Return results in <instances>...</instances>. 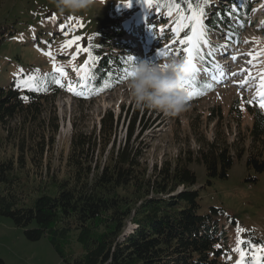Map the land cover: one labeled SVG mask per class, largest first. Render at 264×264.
Segmentation results:
<instances>
[{"label":"trees","instance_id":"16d2710c","mask_svg":"<svg viewBox=\"0 0 264 264\" xmlns=\"http://www.w3.org/2000/svg\"><path fill=\"white\" fill-rule=\"evenodd\" d=\"M226 1L208 0L205 4L203 0H158L165 8L169 3L179 4L185 13L188 12V3L194 7L201 5L205 14L211 13L206 20L208 27L224 25L239 36L238 22L248 19L253 0ZM124 9L122 5L110 6L89 39L90 33L74 31L70 25H64L62 29L59 24L62 20L28 28H20L18 20L0 22V46L6 42L16 43L22 49L30 48L32 56L37 54L43 63L49 57L45 53L50 51L56 66L62 67L66 73L63 77L54 73L52 59L51 67L42 72L41 66L32 61L22 67L21 53H16L13 59L5 58L0 64L4 75L0 81V126L9 134L19 129L32 130L17 135L18 156L0 157V215L9 217L16 226L22 227L29 240L47 237L66 264H236L231 258L230 237L223 227L228 222L231 228L236 219L222 224L219 216L226 213L221 207L203 208L199 201L200 189L196 186L197 174L190 165L203 163L210 182L214 178H227L235 157L240 160L247 155V168L264 173V110L259 109L256 99L248 98L243 104L237 101L231 107V111L238 115H242L244 108L251 116L250 143H240L246 142L245 136L229 143L227 136L220 139L217 132L216 140L208 142L196 157L191 151L185 157L180 153L175 160L163 161L160 168L155 166L149 174L141 161L142 152L131 145L137 115L125 145L117 150L113 148L107 162H93V145L99 143V139L104 149L113 134V113L104 115L99 136L95 134L93 137V132L84 129H77L72 135L67 163L71 168L70 176L63 181L53 177L43 184L36 183L33 190L38 194L27 204L29 194L25 193L28 187L25 175L28 170L25 168L28 152H31L30 159L42 160L48 144L46 135L39 130L52 135L58 130L55 112L49 118L43 117L45 106L68 91L70 81L73 85L81 84L74 69L88 59L86 52H80L75 60L70 57L63 63L56 61L63 56L64 50L69 49L64 46L67 37L79 36L85 40L84 44L78 43L89 49L92 56L89 61L90 78L85 89L87 98L76 95L78 99L93 100L100 94L113 91L128 79H121L124 69L129 71L131 67L125 63L127 58L133 57L135 63L143 60L131 51L135 43L123 40L128 31ZM234 17L237 19L232 21ZM69 29L74 35H70ZM79 55L81 58L77 61ZM20 69H23L22 73ZM68 74L72 79H68ZM29 75L38 78V85L47 76V91L17 88V80ZM53 77L61 79L64 86L54 84ZM195 80L198 87L209 83L196 76ZM214 90V87L204 89L203 95L194 98H201ZM24 96L28 99L24 100ZM17 119L19 123L15 127L10 126ZM38 134L40 137L36 139ZM28 136L31 142L27 141ZM234 150L236 156L232 152ZM249 179L257 180V177L250 175ZM129 221L131 227H128ZM240 234V239L251 238L264 246V231L263 235L251 231ZM73 235L81 245L79 253L72 247ZM217 244L221 246L219 249ZM246 262L252 264L250 256L246 257ZM0 264H7L2 257Z\"/></svg>","mask_w":264,"mask_h":264},{"label":"rangeland","instance_id":"374dc122","mask_svg":"<svg viewBox=\"0 0 264 264\" xmlns=\"http://www.w3.org/2000/svg\"><path fill=\"white\" fill-rule=\"evenodd\" d=\"M139 1L141 0H131L130 5L126 6L121 3V0H97L90 10L72 15L58 13L51 0H1L0 22L10 23L18 20L20 28H28L41 25L44 22L55 23L62 20V22L59 21L60 25H70L74 31L90 33L89 39L110 6L119 7L122 5L125 8L124 18L128 19L129 29L131 26H136L137 31L142 35L134 53L143 55L148 61L153 59L154 62H164L170 57H175L180 62L183 57L182 46L179 43L173 44L176 34L173 39L172 37L168 38L169 40L162 36L167 34L170 37L174 34L171 29L175 25H169L172 16L168 15V10L163 6L158 9L155 6L149 8L146 3L139 6L137 4ZM254 1L255 4L252 5L250 16L244 23V28L241 29L240 40L237 43L229 42L228 34L223 29L218 32L220 37H213L219 43L217 51L227 53L225 55L227 59L223 57L226 62L221 70L223 76H220L223 81L213 80L217 83L215 90L201 98L189 100L188 109L177 116H166L155 110L135 107L129 98L126 82L117 85L113 91L100 94L93 100L78 99L73 92L65 90L64 93L56 96L53 103H47L43 117L49 118L55 112L58 130L55 135L46 133V130H39V133L46 135L48 144L42 160L30 159L31 152H28V163L25 168L28 170L25 175V180L28 183L25 193L29 194L27 204H30L31 198L38 194L36 190H33L36 183L43 184L53 177L63 181L70 176L71 168L67 163L71 152L72 135L76 130L84 129L89 133L93 132V137L95 134L99 136L102 119L104 115L111 112L115 120L111 141L103 149V143L98 139L100 144L95 143L91 150L93 162L101 164L107 162L106 158L110 156L113 148L117 150L119 146L125 145L135 115H137V119L131 145L134 149L142 152L141 161L147 167L148 174L153 172L155 166L160 168L163 161L175 160L174 158L180 153H183V157H185L189 155L188 151H191L196 157L198 151L206 147L208 142L216 140L217 132L220 139L222 136H227L229 143L244 136L246 142L240 143H250L251 116L244 108L242 115H238L231 111V107L233 103L238 101L243 104L250 96L257 94L258 78H249L248 84L243 88L240 87V82L248 76V73L251 72L252 77H257L258 73L264 71V0ZM163 14L167 20L164 26H157L160 29H154L156 36H152L146 24H143L144 29L141 30V16L145 15L147 22L151 19L156 23H161ZM52 16H55L56 19L53 20ZM73 30L69 29L70 35H74ZM151 36L152 38H150ZM132 37L138 38L139 36L135 34ZM72 38L68 36L67 40ZM80 41L82 44L86 42L83 39ZM166 45L169 46L167 49ZM178 50H181L179 54ZM161 51H165L167 54L161 56ZM16 53H21L20 65L22 67L29 61L39 64L37 66H41V72L51 67L50 60L52 58H45L43 63L42 58L37 54L32 56L30 48L22 49L16 43L6 42L0 46V64L5 58L13 59ZM249 53L252 55L260 53V55L252 63H249L252 60V55ZM73 55H77L76 45L64 50L63 56H60L56 61L63 63ZM233 56L236 57L235 60L232 59ZM80 58V55L77 56V61ZM15 62L19 63L17 60ZM194 63L198 64L196 60ZM234 73L236 75H233ZM197 74L199 77L204 76V73L198 72ZM70 75H67L68 79H72L69 78ZM3 76L0 71V81ZM184 92L186 93V90ZM235 117H238V120ZM16 121H12L10 126L15 127L19 123V119ZM30 132L32 130L26 128L19 129L17 132L11 131L9 134L7 129H2L0 126V140L3 143L0 145V157L18 156L20 147L15 144L17 135ZM39 137L38 134L36 139ZM27 141L31 142L29 136ZM232 152L236 156V151ZM246 158L247 155H244L240 160L235 157L229 176L225 179L214 178L210 182L203 163L194 162L190 165L197 174L196 186L200 189L199 201L203 208L221 207L226 213V215L220 214L219 216L222 224L228 220L236 219L231 228L228 222L223 225L224 229L226 228L224 232L230 237L231 258L236 264L240 258V254L235 251L237 248V226L242 228L243 232L251 231L256 235H263L264 231V173H256L254 170L248 169ZM250 175H255L257 180L249 179ZM129 226L131 227L130 221L128 222ZM239 235L241 237V234ZM72 237V247L79 253L81 245L75 239V235ZM243 241L246 243L241 247L247 256L252 257L251 247L264 249L261 243L255 242L251 238ZM247 242H251L250 245ZM256 255L261 258L260 263H263L264 251L257 252ZM0 257L7 264H66L47 237L29 240L22 227L16 226L9 217L2 215H0Z\"/></svg>","mask_w":264,"mask_h":264},{"label":"snow or ice","instance_id":"6c2138e0","mask_svg":"<svg viewBox=\"0 0 264 264\" xmlns=\"http://www.w3.org/2000/svg\"><path fill=\"white\" fill-rule=\"evenodd\" d=\"M121 3L127 5H130L131 0H121ZM146 5L149 8H159L161 5L159 4L158 0H145ZM203 3H208V0H203ZM168 8V15L172 16L173 11L179 13L176 20L174 21V27L171 29L172 32L176 34V38L173 40V44L179 43V45L182 46L181 50L183 53V58L181 62L174 66L175 71L180 76V83L179 86L182 90H186L187 98L191 100L194 97H198L200 95L204 94V89H211L213 85L211 83H205L201 87H198L196 84L195 76L200 71L194 63V60L197 58L203 59V56L201 54V48L204 45L209 44V40L207 39V31L205 28L203 17L205 16V10L204 7L201 5H197L196 7L193 6L192 3H188L187 8L188 12L185 13L181 10L179 4H167L165 5ZM231 11H235V9H232ZM52 19L55 20V16H52ZM71 19V17H70ZM61 28L63 29V25H61ZM185 29H188L189 31L184 32ZM184 32L183 38H180V34ZM23 37L21 36V39ZM81 37L75 36L70 40H67L65 42V47H72L73 45H76V54H79L80 52H86L88 54V59L84 61V64L80 66L78 69H74L77 74L80 76L81 84L79 85H73L70 81L68 84L67 90L70 92H73L75 95L85 96L87 98V94L85 92V89L87 88V82L90 78V72H89V61L92 60L91 52L87 48H83L79 45ZM247 43V41H245ZM169 46H165L167 49ZM181 50H178V54ZM53 60V69L54 73H59L61 77L65 76L66 73L64 72L62 67H57L55 63V57L52 56V53L49 51L45 53ZM167 53L165 51H161L160 55L164 56ZM211 55V53H209ZM249 55H252L249 53ZM260 53H256V55H252V60L249 61V63H252L253 60L259 56ZM73 60L76 59V55H73ZM233 60L236 59L235 56L232 57ZM125 63H128L130 65L134 64V58L129 56ZM168 67L167 64L164 65V68L166 69ZM217 69H220V65H216ZM21 73L23 72V69L19 70ZM124 76L121 77V79H127L129 75V71L127 68L124 69ZM221 76H223V72L220 73ZM233 75H236L235 73ZM249 78L252 79H259V83L257 85V95H256V104L259 107V109L264 110V71L257 74V77H252L251 72L248 73V76L240 82V87L243 88L245 85L248 84ZM37 77L34 75H29L26 78L18 79L17 80V88H26L29 91H47V84L45 81L47 80V76H45L40 84H37ZM213 80H215V77H213ZM54 84L59 85L63 87L64 85L61 83V79L53 77ZM108 85L106 84L105 87ZM103 90V89H101ZM24 100H27L28 97L24 96L22 97ZM253 101H249L248 103H252ZM237 248L235 249L236 252L240 254L239 260H237V264H247L246 262V256L247 253L243 250L241 245H244L246 242L240 239V233L244 230L237 226ZM249 245L251 242H247ZM221 246L219 244L216 245V248H220ZM252 251V264H260L261 258L256 255L257 252L264 251V249L251 247L250 249Z\"/></svg>","mask_w":264,"mask_h":264},{"label":"clouds","instance_id":"9594fccd","mask_svg":"<svg viewBox=\"0 0 264 264\" xmlns=\"http://www.w3.org/2000/svg\"><path fill=\"white\" fill-rule=\"evenodd\" d=\"M58 13L76 15L90 10L97 0H51ZM175 57L167 61L141 60L131 65L126 87L135 107L158 111L166 116H177L190 105L187 94L179 86L180 76L174 66ZM168 67L165 69L164 65Z\"/></svg>","mask_w":264,"mask_h":264}]
</instances>
